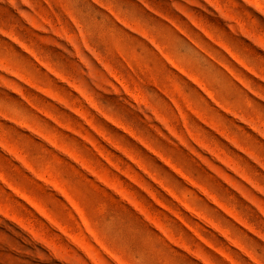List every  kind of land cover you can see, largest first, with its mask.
I'll return each mask as SVG.
<instances>
[{
	"label": "rangeland",
	"instance_id": "obj_1",
	"mask_svg": "<svg viewBox=\"0 0 264 264\" xmlns=\"http://www.w3.org/2000/svg\"><path fill=\"white\" fill-rule=\"evenodd\" d=\"M0 264H264V0H0Z\"/></svg>",
	"mask_w": 264,
	"mask_h": 264
}]
</instances>
